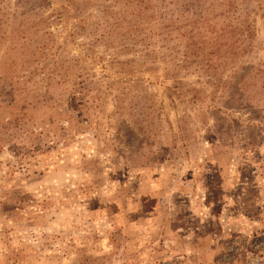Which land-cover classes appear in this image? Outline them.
Instances as JSON below:
<instances>
[{
	"label": "rangeland",
	"instance_id": "374dc122",
	"mask_svg": "<svg viewBox=\"0 0 264 264\" xmlns=\"http://www.w3.org/2000/svg\"><path fill=\"white\" fill-rule=\"evenodd\" d=\"M0 264H264V0H0Z\"/></svg>",
	"mask_w": 264,
	"mask_h": 264
}]
</instances>
